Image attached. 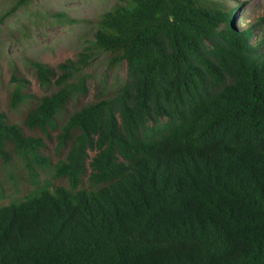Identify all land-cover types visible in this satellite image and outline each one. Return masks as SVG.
Here are the masks:
<instances>
[{"label": "trees", "instance_id": "obj_1", "mask_svg": "<svg viewBox=\"0 0 264 264\" xmlns=\"http://www.w3.org/2000/svg\"><path fill=\"white\" fill-rule=\"evenodd\" d=\"M227 3L119 0L77 59L28 61L50 93L14 71L9 107L26 112L20 125L0 111V159L44 166L25 128L55 130L68 186L0 206V264H264V39L251 43ZM97 51L125 79L59 122Z\"/></svg>", "mask_w": 264, "mask_h": 264}, {"label": "rangeland", "instance_id": "obj_2", "mask_svg": "<svg viewBox=\"0 0 264 264\" xmlns=\"http://www.w3.org/2000/svg\"><path fill=\"white\" fill-rule=\"evenodd\" d=\"M13 0H0V13ZM119 0H31L0 23V111L6 113L13 121L22 124L25 110L19 107L10 109V94L15 82L14 71L26 79L27 92L41 96L50 93L54 86H42L38 83L33 70L29 67L31 59L56 67L67 59L75 60L84 46L90 44L99 16L110 9ZM235 7L233 25L242 29L252 25L249 30L253 35L249 41L254 43L264 39V0H227ZM65 13L73 22L60 21L54 14ZM106 54L95 52L80 75L85 79L84 96L69 102L59 122L80 106L93 101L99 93L114 92L125 79L124 66L109 70L106 67ZM27 135L38 136L44 141L41 155L47 162L40 167L32 162L30 169L12 157L9 162L0 159V206L24 200L41 186L52 189L55 186H68L65 177L54 176V169L59 160L65 158L67 148L56 144L57 131L50 130V137L38 129L25 128ZM96 150L87 151L86 173L90 171L89 162ZM83 176L79 187L86 186Z\"/></svg>", "mask_w": 264, "mask_h": 264}]
</instances>
